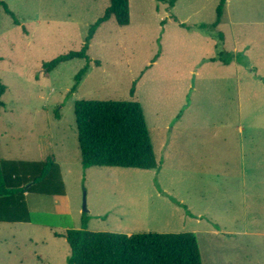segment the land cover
<instances>
[{"label":"rangeland","instance_id":"1","mask_svg":"<svg viewBox=\"0 0 264 264\" xmlns=\"http://www.w3.org/2000/svg\"><path fill=\"white\" fill-rule=\"evenodd\" d=\"M4 1L0 158L52 150L72 207L59 214L54 196L27 194L32 221L0 222V264H68L63 233L83 218L95 231H193L203 264H264V0H230L212 34L198 25L220 0H130L128 25L111 17L88 58L48 73L45 62L82 48L109 0ZM222 50L240 58L211 60ZM78 99L138 100L158 167L84 168Z\"/></svg>","mask_w":264,"mask_h":264},{"label":"trees","instance_id":"2","mask_svg":"<svg viewBox=\"0 0 264 264\" xmlns=\"http://www.w3.org/2000/svg\"><path fill=\"white\" fill-rule=\"evenodd\" d=\"M157 1H169L170 6H173L176 0ZM0 4L6 12L12 14L4 0H0ZM225 4L226 0H220L216 7V19L209 24H199L198 27L212 34L221 22ZM111 17L121 26L128 25L131 19L129 0H109L103 15L90 25L82 48L45 62V73L52 71L61 62L77 57L88 58L87 51L96 29ZM181 24L184 26V23ZM218 37L223 38V34L219 32ZM238 57L231 51L222 50L221 54L211 60L217 59L228 64ZM88 66L87 63L76 73L73 90ZM6 88L0 78V104ZM130 93L134 96L135 83ZM74 114L80 160L84 168L158 167L144 110L138 100L78 99L74 103ZM41 152L43 157L37 160L0 158V222L31 221L26 199L29 193L51 196L66 194L65 182L54 152L50 149ZM83 221L82 226L67 228L63 233L70 247L68 264H203L193 231L128 234L89 230L87 219L83 218Z\"/></svg>","mask_w":264,"mask_h":264},{"label":"crops","instance_id":"3","mask_svg":"<svg viewBox=\"0 0 264 264\" xmlns=\"http://www.w3.org/2000/svg\"><path fill=\"white\" fill-rule=\"evenodd\" d=\"M230 0H226V4L225 6H228V2ZM129 4H130V0H129ZM224 14V13H223ZM223 17V16H222ZM131 20V19H130ZM93 38V37H92ZM234 51H239L238 49L236 50V48L234 47ZM88 70V69H87ZM167 127V125H166ZM55 155V159L56 161L59 163L60 168H61V172H62V166L60 164V162L57 159V155L56 153H54ZM63 176V175H62ZM64 179V178H63ZM65 182V181H64ZM55 198V203H56V210L59 214H61V212H69L70 208L72 207L71 205V197L69 196L67 189H66V194L65 195H53ZM31 221H32V215H31ZM130 234V232L128 233Z\"/></svg>","mask_w":264,"mask_h":264},{"label":"water","instance_id":"4","mask_svg":"<svg viewBox=\"0 0 264 264\" xmlns=\"http://www.w3.org/2000/svg\"><path fill=\"white\" fill-rule=\"evenodd\" d=\"M84 209H86V206H85V204H84Z\"/></svg>","mask_w":264,"mask_h":264}]
</instances>
